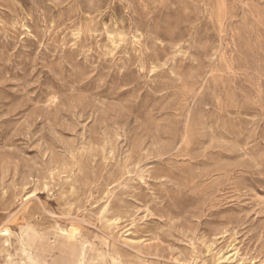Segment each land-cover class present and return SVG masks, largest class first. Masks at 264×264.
Returning a JSON list of instances; mask_svg holds the SVG:
<instances>
[{
  "label": "rangeland",
  "instance_id": "1",
  "mask_svg": "<svg viewBox=\"0 0 264 264\" xmlns=\"http://www.w3.org/2000/svg\"><path fill=\"white\" fill-rule=\"evenodd\" d=\"M0 264H264V0H0Z\"/></svg>",
  "mask_w": 264,
  "mask_h": 264
},
{
  "label": "bare ground",
  "instance_id": "2",
  "mask_svg": "<svg viewBox=\"0 0 264 264\" xmlns=\"http://www.w3.org/2000/svg\"><path fill=\"white\" fill-rule=\"evenodd\" d=\"M8 232L7 230H4V233Z\"/></svg>",
  "mask_w": 264,
  "mask_h": 264
}]
</instances>
